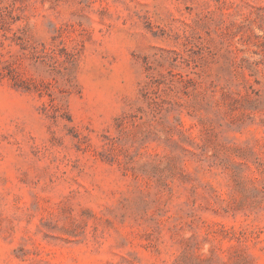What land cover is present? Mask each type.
<instances>
[{"label":"rangeland","instance_id":"rangeland-1","mask_svg":"<svg viewBox=\"0 0 264 264\" xmlns=\"http://www.w3.org/2000/svg\"><path fill=\"white\" fill-rule=\"evenodd\" d=\"M0 264H264V0H0Z\"/></svg>","mask_w":264,"mask_h":264}]
</instances>
